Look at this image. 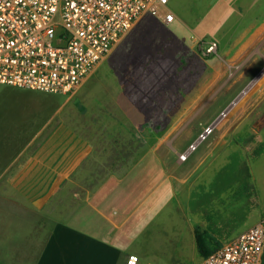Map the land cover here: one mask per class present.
I'll return each instance as SVG.
<instances>
[{
	"label": "rangeland",
	"instance_id": "obj_1",
	"mask_svg": "<svg viewBox=\"0 0 264 264\" xmlns=\"http://www.w3.org/2000/svg\"><path fill=\"white\" fill-rule=\"evenodd\" d=\"M238 1L170 0L122 37L99 72L107 81L115 72L146 79L157 62H171L176 39L191 47L180 45L176 69L151 87L141 110L127 113L123 156L128 167L139 164L114 215L124 228L105 236L113 249L106 264H124L130 255L140 264H199L197 232L213 251L264 218V33L249 46L245 29L258 16ZM168 12L176 20L167 26ZM195 33L216 41L217 53L204 55L191 42ZM143 59L151 61L143 67ZM92 85L75 100L97 92ZM97 93L103 104L106 93ZM71 98L0 85V153L8 136L15 134L18 148L35 138L33 128L52 120L39 127L44 142L69 115ZM62 192L66 200L68 189ZM105 258L96 255L94 264Z\"/></svg>",
	"mask_w": 264,
	"mask_h": 264
},
{
	"label": "crops",
	"instance_id": "obj_2",
	"mask_svg": "<svg viewBox=\"0 0 264 264\" xmlns=\"http://www.w3.org/2000/svg\"><path fill=\"white\" fill-rule=\"evenodd\" d=\"M238 3L239 9L251 10L250 15L258 16L245 29L250 46L256 34L264 33V0ZM191 35V42L200 38L198 33ZM118 44L76 91L64 95L72 97L73 104L51 136L39 144L41 129L33 140L18 148L15 134L3 143L6 150L0 153V264H94L96 255L105 256L106 264L112 255L105 236L124 228L114 215L125 204L124 188L139 164L128 167L122 149L127 139L122 133L128 127L127 113L141 110L143 103L138 93L141 78L115 72V79L107 81L99 75ZM131 81L136 82L133 87ZM91 85V90L106 93L103 104L94 98L97 92L75 100ZM51 121L43 123L45 128ZM89 163L91 166L86 168ZM65 187L66 200L62 195Z\"/></svg>",
	"mask_w": 264,
	"mask_h": 264
},
{
	"label": "built area",
	"instance_id": "obj_3",
	"mask_svg": "<svg viewBox=\"0 0 264 264\" xmlns=\"http://www.w3.org/2000/svg\"><path fill=\"white\" fill-rule=\"evenodd\" d=\"M168 2L0 0V85L70 95L138 21L159 15ZM163 18L175 20L170 12ZM193 40L204 55L219 49L216 41ZM126 264L140 259L130 255ZM199 264H264V218Z\"/></svg>",
	"mask_w": 264,
	"mask_h": 264
},
{
	"label": "trees",
	"instance_id": "obj_4",
	"mask_svg": "<svg viewBox=\"0 0 264 264\" xmlns=\"http://www.w3.org/2000/svg\"><path fill=\"white\" fill-rule=\"evenodd\" d=\"M180 45H181L180 42H176L175 41V45H174L175 48H174V52L172 54V60H170L171 62H169L167 64V66H161L160 65L161 63L157 62V64L154 65V67H156V71H154V73H152V72L150 73V74H152V77H151V75H149L148 78H146V79L143 78L142 79L143 82L141 80L143 87H144V82H145V85H146L145 88H144L145 89V95L142 96L143 102H144L146 97L148 98L150 96V93L152 92L151 91V87H155L156 83L158 84V86H161L162 85L161 83L165 82V80L168 78L169 73L176 69V66H177V63H178L176 57H179V56L181 57L180 52H181L182 49H180ZM150 61H151V59H149L148 61L144 60V62L141 61L143 63L142 66L144 67V65L150 63ZM158 66H159V69L157 70ZM138 67H139V65H138ZM31 92H34V91H31ZM43 123H44V121L41 122L40 125H42ZM40 125H38L37 127L33 128L35 130L32 131V136H34V134L39 131ZM196 243H197V248H198L199 254L203 258H206L212 252L215 251V250H213V251L210 250L206 239L204 238L203 235L199 234L198 232L196 233Z\"/></svg>",
	"mask_w": 264,
	"mask_h": 264
},
{
	"label": "water",
	"instance_id": "obj_5",
	"mask_svg": "<svg viewBox=\"0 0 264 264\" xmlns=\"http://www.w3.org/2000/svg\"><path fill=\"white\" fill-rule=\"evenodd\" d=\"M236 103V102H235Z\"/></svg>",
	"mask_w": 264,
	"mask_h": 264
}]
</instances>
